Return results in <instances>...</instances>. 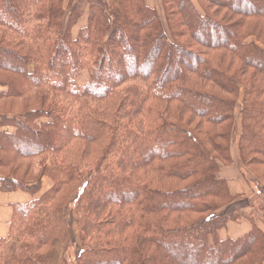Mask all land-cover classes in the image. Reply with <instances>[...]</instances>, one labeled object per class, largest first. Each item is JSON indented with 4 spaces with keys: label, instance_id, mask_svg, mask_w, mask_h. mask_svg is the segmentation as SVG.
<instances>
[{
    "label": "trees",
    "instance_id": "trees-1",
    "mask_svg": "<svg viewBox=\"0 0 264 264\" xmlns=\"http://www.w3.org/2000/svg\"><path fill=\"white\" fill-rule=\"evenodd\" d=\"M115 1L0 0V194L37 196L13 206L1 264L69 250L70 204L77 264H264V193L242 213L221 178L237 143L264 190V0Z\"/></svg>",
    "mask_w": 264,
    "mask_h": 264
},
{
    "label": "crops",
    "instance_id": "crops-1",
    "mask_svg": "<svg viewBox=\"0 0 264 264\" xmlns=\"http://www.w3.org/2000/svg\"><path fill=\"white\" fill-rule=\"evenodd\" d=\"M160 1V0H159ZM147 3L158 9V0H147ZM1 90V88H0ZM7 130L9 132H14L13 128L0 129V132ZM234 164L228 167H222L221 169V178L227 180L230 191L233 195L240 196L241 200H250L247 206L242 208V213H251L253 211V201L258 197L256 178L249 176L250 173H245L244 167L241 162H238L239 159L233 156ZM52 186L51 181L48 178L43 179V192L48 191ZM261 190V189H260ZM37 196H31L25 192H15V193H2L0 194V238H8L10 224L13 218V206L15 204H27L33 199H36ZM258 226L263 229L264 227L262 221L258 219ZM252 229V224L247 219H242L239 222H230L226 229H223L219 232V238L221 240L225 239H238L245 234H247ZM264 231V229H263ZM54 244L51 250V258L49 264H57V259L60 255H64L65 247L63 243ZM15 245V242L12 239L8 240L6 247L4 249L5 253L9 254L10 249ZM64 258V256H63ZM64 260V259H63ZM1 264V258H0Z\"/></svg>",
    "mask_w": 264,
    "mask_h": 264
},
{
    "label": "rangeland",
    "instance_id": "rangeland-1",
    "mask_svg": "<svg viewBox=\"0 0 264 264\" xmlns=\"http://www.w3.org/2000/svg\"><path fill=\"white\" fill-rule=\"evenodd\" d=\"M107 1L114 8H115V5H117L115 0H107ZM158 9H159V12H160L161 16L164 17L163 10H162V7H161V3H160L159 0H158ZM85 24H86V19L84 18L81 21V24L79 25V27L75 29L74 34L76 35L78 29L80 27H83ZM252 40H253V38H250L248 40V42L249 41H252ZM87 79H88L87 75H84L79 80V83L81 85H83L87 81ZM126 88L128 89V91L131 94L132 103L137 102L138 98L141 95H143L144 92H145V90H146L145 84L144 83H140V82L129 83V84L126 85ZM2 110L3 109H0V111H2ZM236 116H237L236 126H237V128H239L240 127V120H239L240 119V116H239V113H237ZM232 155L239 159V154H238V150H237V143L232 146ZM238 162H240V160ZM253 169H254V171H257L258 172V175L264 181V166H262V167H259V166L258 167H254ZM244 172L247 173L246 170ZM249 176L251 178H253V176L251 174H249ZM260 192L263 194L264 193V190L261 189ZM249 201L250 200L245 201L243 203V206H247L248 203H249ZM255 204H256V201H253V205H254L253 207L262 205L263 203H261V201H258L257 204L256 205ZM73 210H74V205L73 204H70V206L68 207V209L66 211V221L69 223V226H70V234H71V239H72L71 246H70L69 250H66V247L64 246L65 247L64 255L62 254V255L59 256V258L57 259V264H65V263L66 264L67 263L68 264H77V258H78L79 254L81 252V244H80V237H79L80 234H79L78 226H77V223H76L77 218H76V214H75V212ZM261 216H264V215H261ZM262 228L264 229V227H262ZM59 242L60 241L56 240L54 242V244H57V243L60 244ZM15 245H16V242H15ZM63 256H64V258H63Z\"/></svg>",
    "mask_w": 264,
    "mask_h": 264
}]
</instances>
